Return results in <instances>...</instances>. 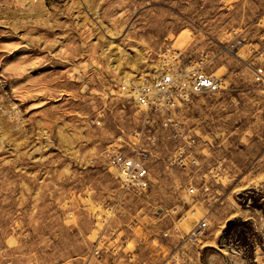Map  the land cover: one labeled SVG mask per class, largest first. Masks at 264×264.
Here are the masks:
<instances>
[{
    "label": "rangeland",
    "instance_id": "rangeland-1",
    "mask_svg": "<svg viewBox=\"0 0 264 264\" xmlns=\"http://www.w3.org/2000/svg\"><path fill=\"white\" fill-rule=\"evenodd\" d=\"M177 53L221 87L177 103L178 136L150 145L128 89ZM259 64L264 0H0V264H264ZM142 124L136 196L103 151ZM190 139L198 165L175 161Z\"/></svg>",
    "mask_w": 264,
    "mask_h": 264
},
{
    "label": "built area",
    "instance_id": "built-area-1",
    "mask_svg": "<svg viewBox=\"0 0 264 264\" xmlns=\"http://www.w3.org/2000/svg\"><path fill=\"white\" fill-rule=\"evenodd\" d=\"M253 74L255 83L264 95V64L256 65ZM136 86L132 85L128 93L136 109L154 116V122L150 123L149 127L154 132L149 134L148 139L150 145H155L158 128L176 131L177 135L170 133L169 137L178 136V126L173 121V109L177 103L189 101L196 95L216 93L220 90L221 81L214 73L205 70L201 60L185 53H177L172 56L171 66L162 69L150 82ZM122 88L126 89V86ZM146 124L134 129L130 134L136 142H127L124 137L118 136L103 151L104 159L116 169L124 190L136 196L146 194L151 183L147 164L151 146L143 143ZM192 143L194 139L188 140L187 145L179 147L175 161L185 164L187 158L191 165H198L197 154ZM207 188L205 187L204 190ZM189 192L194 193V188H191ZM207 227V222L202 219L192 229L189 239L194 241L192 239L201 237Z\"/></svg>",
    "mask_w": 264,
    "mask_h": 264
},
{
    "label": "bare ground",
    "instance_id": "bare-ground-1",
    "mask_svg": "<svg viewBox=\"0 0 264 264\" xmlns=\"http://www.w3.org/2000/svg\"><path fill=\"white\" fill-rule=\"evenodd\" d=\"M150 82V81H149ZM146 83H148V82H146ZM142 84H145V83H142ZM140 85V84H139ZM134 87H137L136 85H134ZM197 156V155H196ZM107 162V161H106ZM108 163V162H107ZM109 164V163H108ZM150 186H151V183H150ZM150 189V188H149ZM190 190H191V188H190ZM194 191H195V188H194ZM148 192V191H147ZM195 193V192H194ZM204 220V219H203ZM206 221V220H205ZM207 222V221H206ZM208 224V223H207ZM207 230V229H206ZM205 233V232H204ZM204 235V234H203ZM202 235V236H203ZM201 236V237H202ZM201 237H198V238H196V239H192V240H194L193 242H195V241H198ZM190 240V239H189ZM191 241V240H190Z\"/></svg>",
    "mask_w": 264,
    "mask_h": 264
}]
</instances>
